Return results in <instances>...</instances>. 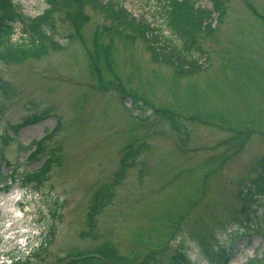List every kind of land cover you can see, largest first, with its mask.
I'll return each mask as SVG.
<instances>
[{"label": "rangeland", "instance_id": "rangeland-1", "mask_svg": "<svg viewBox=\"0 0 264 264\" xmlns=\"http://www.w3.org/2000/svg\"><path fill=\"white\" fill-rule=\"evenodd\" d=\"M12 1L27 18L48 7L47 0ZM103 1L145 23L148 41L100 30L112 18L88 5L76 37L65 14H56L52 37L61 47L20 63L0 59L1 170L12 182L0 191V264H58L105 241L125 264L149 254L155 256L149 264H168L180 248L194 264H215L202 237L233 254L227 264H264V235L256 231L264 207L251 223L236 215L237 194L264 156V0H226L223 19L215 16L211 33L197 35L204 51H195L193 73L180 70L183 42L168 27L161 2ZM199 4L212 8L211 0ZM13 26L15 41L23 24ZM122 92L141 97L144 107L130 95L122 100ZM154 106L175 112L182 131ZM46 110L44 120L15 131L26 116ZM58 120L46 141L58 162L39 182L24 181L47 154L29 161L31 151L20 145L41 139ZM137 141L144 150L116 178L124 150ZM99 191L106 202L92 230L89 210Z\"/></svg>", "mask_w": 264, "mask_h": 264}, {"label": "trees", "instance_id": "trees-1", "mask_svg": "<svg viewBox=\"0 0 264 264\" xmlns=\"http://www.w3.org/2000/svg\"><path fill=\"white\" fill-rule=\"evenodd\" d=\"M158 1L162 3L161 7L163 9V16L165 17L164 19L167 22L168 27L173 32H175V34H177L183 42V48L179 49L180 53H178L177 56L180 58L178 60H181L180 64H182L180 70L186 73H193L194 70L199 67L197 64L193 63L196 62L194 57L195 51H204L199 44V37L197 35L211 33L213 30V19L216 16L215 13H217V17L220 18V20L223 19V16L227 11L226 0H211L212 8L202 6L199 4V0ZM47 2L48 7L40 15H37L35 18H27L16 8V5H14L12 0H0V59L2 61L7 63H20L29 58L37 59L45 55L51 47H61V44H59L58 40L52 37V34H54V32L57 30L56 14H65L66 20H68L74 28L72 35L76 37V33L82 30L85 20L88 19L89 14L85 11L88 5H92L96 9H103L108 15V19L112 18V25H103L102 29L100 30H105V28L109 32L115 30V32H122L129 37H135L137 34H139L142 35V37L147 41L149 39L147 36L149 29L148 26L133 17L127 10L122 7H118L111 1L105 3L103 0H47ZM16 21H21L23 26L21 38L14 41L13 23ZM127 29L130 31H127ZM97 34H99V31ZM72 35H70V37ZM96 39L100 40L98 35L96 36ZM174 46L177 47V45ZM168 56L172 58L173 54H168ZM96 60L97 58L94 57L91 61V65H93L94 69L98 68L94 65L96 64ZM171 60L174 61V58ZM187 62H189V64H187L185 67ZM122 93V100L130 95L133 97L135 106L140 108L144 107L141 103H139V100H142L141 97L130 94V92ZM144 104L151 105L147 102V100H145ZM129 109L131 110V108ZM153 109H155V114H162L164 119L169 121L171 126L178 133L182 131V126L179 124L178 115L175 112H172L168 109H160L156 106H154ZM48 116L49 110H46L40 114L26 116L23 122L17 123L13 127L15 131L18 132L20 128L32 123L40 122ZM60 125L61 120H58L57 126L50 132L46 133V135L41 139L33 140L28 145H20L22 149L31 151L28 156L29 161L42 160V156L47 154L46 159L37 170L25 173L23 176L24 181L39 182L42 176H45L47 172L51 170L52 164L58 162V154H56L54 148L52 150L50 149L48 152L46 141L52 137L53 133L58 131ZM144 148V144L138 141L129 144L126 147L120 158V172L116 175V178H118L123 171H127V168L135 165L137 157L141 155ZM5 161L6 157L0 152V191L9 189V186L12 183H9V176L7 174H3L1 170V166ZM8 162L9 161H7V163ZM255 163V174L245 180L239 194H237L238 198L242 201V206L240 210L236 211V215L238 216V214L240 215V213H244L245 219H250L248 221L249 223L252 222V217L259 216L257 215L259 207H264V156L258 158ZM13 171H15V169ZM13 174L11 176H14ZM12 178L14 179V177ZM94 196L95 197L92 206L89 210V224L90 229L92 230L94 229V217L97 211H99L106 202V195L103 192L99 191ZM241 220L246 224L243 219ZM260 223L257 225L256 231L264 235V222L261 224ZM205 238L206 237L201 238L205 254L215 264L229 263L233 254L229 250L225 249V247H213ZM154 260L155 256L149 254L145 256L142 261L132 264H149ZM127 261L132 262L134 259H127ZM249 261L252 262L253 260ZM125 262L126 258L118 252L116 246H114L109 241H105L93 247L92 249L86 251H76L67 255V257L60 258V262L58 264H125ZM22 263L25 262L19 260L12 262V264ZM168 264L194 263L190 260L187 252L180 248L175 250L170 255Z\"/></svg>", "mask_w": 264, "mask_h": 264}]
</instances>
